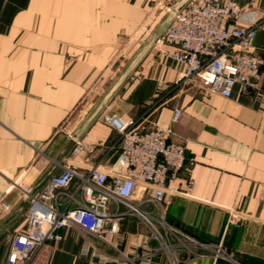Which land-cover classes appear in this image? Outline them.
Masks as SVG:
<instances>
[{
	"label": "crops",
	"instance_id": "1",
	"mask_svg": "<svg viewBox=\"0 0 264 264\" xmlns=\"http://www.w3.org/2000/svg\"><path fill=\"white\" fill-rule=\"evenodd\" d=\"M159 1L0 0V200L12 211L24 190L53 169L160 24L162 19L150 27ZM233 1L255 11L260 26L254 50L264 60V0ZM173 51L161 43L152 47L83 132L81 141L91 151L74 165L86 171L116 159L109 148L118 134L105 116L139 128H171L170 141L183 145L187 157L185 170L169 180L163 216L176 232L166 240L178 264H264V91L236 87L225 98L198 81L176 86L185 67ZM176 109L184 115L174 122ZM27 209L0 233V264L14 251ZM232 213L239 224L229 223ZM8 215L3 212L0 223ZM58 233L62 240L48 242L30 264H173V254L133 216L119 219L118 232L104 236L108 242L75 227Z\"/></svg>",
	"mask_w": 264,
	"mask_h": 264
},
{
	"label": "built area",
	"instance_id": "2",
	"mask_svg": "<svg viewBox=\"0 0 264 264\" xmlns=\"http://www.w3.org/2000/svg\"><path fill=\"white\" fill-rule=\"evenodd\" d=\"M259 26L255 11L243 10L233 0H192L159 40L173 47L172 58L185 67L175 85L198 81L202 88L225 98L236 87L243 93L264 91V60L254 50ZM183 115V110L176 109L174 122ZM104 120L118 134V141L109 148L117 153L116 159L109 166L101 161L83 171L74 164L91 148L79 141L61 172L32 197L7 264H30L44 245L62 240L58 232L67 227L108 242L104 236L116 234L124 216L145 222L153 237L173 254L166 238L176 232L163 216L169 180H176L186 168L185 147L170 141L171 128H139L116 116ZM112 203L117 206L115 212L109 209ZM0 206L7 213L12 211L5 199ZM238 222L239 215L232 213L229 223ZM182 245L193 251L191 244ZM216 254L222 256L220 250ZM172 262L179 263L174 254Z\"/></svg>",
	"mask_w": 264,
	"mask_h": 264
},
{
	"label": "water",
	"instance_id": "3",
	"mask_svg": "<svg viewBox=\"0 0 264 264\" xmlns=\"http://www.w3.org/2000/svg\"><path fill=\"white\" fill-rule=\"evenodd\" d=\"M192 0H177V2L172 6L167 15L162 19L160 24L151 34V36L147 39L145 44L141 47V49L136 53L131 62L126 66L123 72L118 76L116 81L109 88L107 93L101 98L100 102L97 104L93 112L88 117L85 124L82 126L80 130L75 132L73 136H71L68 144L62 151L59 159L53 165V169L45 174L38 182V184L32 189L28 190L26 195L23 197L21 203L15 208L13 211L9 213L7 218H5L0 223V233L3 232L8 226H10L15 220H17L25 211L27 207H29L30 201L33 196L41 191L47 179H49L56 167L62 166L63 158L69 154L75 145L81 141V137L83 132L87 129V127L98 117V115L104 110L107 104L110 102L112 97L120 90V88L125 84L127 79L131 76V74L136 70L145 56L149 53L153 46L159 43V40L167 30V28L172 24L176 16L183 11V9L191 2Z\"/></svg>",
	"mask_w": 264,
	"mask_h": 264
},
{
	"label": "rangeland",
	"instance_id": "4",
	"mask_svg": "<svg viewBox=\"0 0 264 264\" xmlns=\"http://www.w3.org/2000/svg\"><path fill=\"white\" fill-rule=\"evenodd\" d=\"M176 2H177V0H161L155 6H153L154 7L153 8L154 9L153 16L155 19L152 18L151 23H150L151 25L149 24L150 27L154 25L155 20L158 21V20L163 19ZM2 211H3V209H2ZM3 212H5V211H3ZM3 212H0V218L3 215Z\"/></svg>",
	"mask_w": 264,
	"mask_h": 264
}]
</instances>
